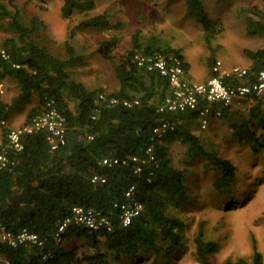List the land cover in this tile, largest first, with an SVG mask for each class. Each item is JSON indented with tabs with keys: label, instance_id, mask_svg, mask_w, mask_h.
I'll use <instances>...</instances> for the list:
<instances>
[{
	"label": "trees",
	"instance_id": "trees-1",
	"mask_svg": "<svg viewBox=\"0 0 264 264\" xmlns=\"http://www.w3.org/2000/svg\"><path fill=\"white\" fill-rule=\"evenodd\" d=\"M96 6V0H63L61 9L63 16L70 18L77 12H90ZM243 11L247 30L264 35V11L257 6ZM186 14L203 25L206 41L211 44L214 21L203 0H186ZM19 15L20 6L15 0H0V16L7 17L11 30L17 33L1 42L10 57L0 55V78L9 76L20 84V91L12 102L5 101L0 92V120L8 121L12 110L37 94L42 106L32 107L27 121L44 112L48 100H54V105L66 116L68 129L66 144L57 149H52L46 131L24 133L23 147L11 149V163L0 167V220L14 233L27 229L45 240L44 246H14L0 239V264H121L124 258L137 257L145 249L164 254L176 252L183 244L185 223L170 209L188 202L190 194L187 169L172 162L167 142L180 140L188 145L190 155H204L207 167L220 168L222 174L215 181L218 189L229 186L237 174V167L229 158L208 150L190 128L188 119L198 118L197 112L160 109L165 98L172 94L170 81L160 70L139 65L136 60L138 53L161 52L180 60L189 71L182 48L154 36L143 44L139 27L132 34V47L117 60L114 50L118 37L103 39L99 52L113 64L120 83L118 88L109 91L103 86L90 87L72 76L68 66L81 60L83 55L77 53L71 39L65 42L67 56L57 55L32 37L42 20L35 15L32 24H26L19 20ZM122 23L112 22L105 12L90 15L70 29V38L78 30L95 27L109 31ZM246 54L251 59L246 66L248 73L240 77L225 75V83L242 84L255 79L264 66V48L246 49ZM216 64L213 58L210 75L215 73ZM102 93L105 98L101 97ZM112 97L121 101L113 104L109 101ZM124 99L138 102L129 106L123 103ZM249 102L252 103L249 114L232 125V134L250 141L251 149L259 152L264 149V106ZM212 104L222 105L217 101ZM231 109L232 105L223 104L221 117H227ZM162 121L176 126L164 137L154 139L153 129ZM9 129L4 126L0 151L7 143ZM151 144L156 161L149 159L147 153ZM136 154L141 157L140 161L131 159L112 166L100 163L106 156L123 159ZM139 164L142 169L137 171ZM95 174L105 176L106 181L94 182ZM131 185H136L144 208L131 224L124 225L114 203L123 199ZM78 204L103 210L111 217L113 229L71 227L57 241L58 225ZM72 233L87 239L90 249H67L63 242ZM194 242L198 261L215 264L211 254L219 249L218 242L207 239L202 229ZM254 250V264H260L261 253L256 241ZM224 264L234 262L227 259Z\"/></svg>",
	"mask_w": 264,
	"mask_h": 264
},
{
	"label": "rangeland",
	"instance_id": "rangeland-1",
	"mask_svg": "<svg viewBox=\"0 0 264 264\" xmlns=\"http://www.w3.org/2000/svg\"><path fill=\"white\" fill-rule=\"evenodd\" d=\"M20 6L19 20L32 24L37 15L42 24L32 37L60 56H67L65 42L71 39L78 54L83 58L68 66L72 76L88 86H103L107 90L119 87L113 64L99 52V44L111 36L118 37L114 50L117 60L132 47V34L141 28V41L151 37L181 47L189 62V76L206 81L210 76L213 58L221 60L225 68L246 66L250 58L246 49L264 48V35L251 34L246 26L244 9L257 6L264 11V0H203L214 21L211 44L206 41L203 25L186 14V0H96L97 6L90 12H77L67 18L62 14L63 0H15ZM14 10L12 6H9ZM105 12L114 23L122 21L118 28L109 31L100 28L78 30L70 38V29L81 19ZM17 33L11 30L9 19L0 16L1 42ZM4 91L1 96L12 102L20 91V84L12 77L0 78ZM249 101L232 104L227 117L213 118L207 127L199 119L189 118L190 128L200 136L203 145L211 151L229 158L237 167L232 183L218 189L215 181L222 174L220 168L205 163L204 155H190L188 145L180 140L167 142L172 162L186 168L190 200L171 211L180 216L185 225L182 230L183 244L174 253H155L152 249L141 251L137 257L124 258L121 264H201L196 257L194 238L203 230L207 239L218 242L219 249L211 254L215 264L231 259L234 264H254L255 250L261 253L264 264V149L254 152L251 142L232 134V125L249 114ZM42 106L40 98H32L11 112L6 122L0 120V144L4 126L15 127L27 121L32 107ZM72 106L75 107L74 102ZM87 239L72 233L64 239L67 249H90Z\"/></svg>",
	"mask_w": 264,
	"mask_h": 264
},
{
	"label": "built area",
	"instance_id": "built-area-1",
	"mask_svg": "<svg viewBox=\"0 0 264 264\" xmlns=\"http://www.w3.org/2000/svg\"><path fill=\"white\" fill-rule=\"evenodd\" d=\"M0 55L9 58L7 50L0 45ZM136 60L139 65H147L150 69H158L161 74L168 77L172 86V94L167 96L161 104L160 109L171 110H192L198 113V119L202 127H207L213 118L222 115V105H232L242 100L260 102L264 106V66L258 71L255 79L249 83L227 84L224 81L225 75L245 76L248 73L246 66H234L225 68L221 60H217L214 66L215 73L210 75L206 81H196L189 76V71L182 62L173 57H167L161 52L152 54L138 53ZM3 83L0 82V92H3ZM105 98V94H101ZM113 104L121 101L118 97L109 98ZM124 104L131 106L138 100H122ZM217 101L222 105L214 106L212 102ZM5 122V121H4ZM175 123L162 121L153 129V138H162L170 130L175 128ZM67 119L66 116L54 105V100H48V107L44 112L36 114L30 121L20 126L10 127L7 134V143L0 151V167L8 166L11 163L10 150H20L23 147L21 137L26 132L46 131L52 149H57L67 141ZM92 136H90L91 138ZM149 159L156 161L154 145L147 147ZM140 161L141 157L136 154L123 159L119 157H104L100 163L104 165H115L117 163H128L130 160ZM145 161V160H144ZM139 164L136 170H141ZM94 182H104L106 177L95 174L92 177ZM150 180V179H149ZM114 207L120 210V220L124 225L132 223L144 208V203L136 192V185H131L126 191L123 199L116 200ZM88 228L112 230L113 221L103 210L94 206L75 205L71 213L58 225L55 233L57 241H61L66 231L71 228ZM0 239L11 245L44 246L45 240L36 232L27 229L14 233L9 230L0 220ZM9 263V261H7Z\"/></svg>",
	"mask_w": 264,
	"mask_h": 264
},
{
	"label": "crops",
	"instance_id": "crops-1",
	"mask_svg": "<svg viewBox=\"0 0 264 264\" xmlns=\"http://www.w3.org/2000/svg\"><path fill=\"white\" fill-rule=\"evenodd\" d=\"M251 63V59L247 62V65L246 66H248L249 64ZM190 72V71H189ZM190 74V73H189ZM192 79H194L193 77H192ZM194 80H196V79H194ZM197 81H200V80H197Z\"/></svg>",
	"mask_w": 264,
	"mask_h": 264
}]
</instances>
